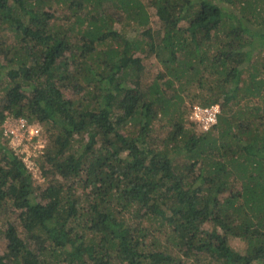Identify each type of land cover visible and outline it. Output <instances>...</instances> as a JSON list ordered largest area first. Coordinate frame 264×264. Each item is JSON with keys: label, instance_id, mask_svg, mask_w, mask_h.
I'll use <instances>...</instances> for the list:
<instances>
[{"label": "trees", "instance_id": "1", "mask_svg": "<svg viewBox=\"0 0 264 264\" xmlns=\"http://www.w3.org/2000/svg\"><path fill=\"white\" fill-rule=\"evenodd\" d=\"M263 6L0 0V125L49 140L38 187L0 130V264H264Z\"/></svg>", "mask_w": 264, "mask_h": 264}, {"label": "rangeland", "instance_id": "2", "mask_svg": "<svg viewBox=\"0 0 264 264\" xmlns=\"http://www.w3.org/2000/svg\"><path fill=\"white\" fill-rule=\"evenodd\" d=\"M151 20L154 31H157L159 29V23L154 17H151ZM147 61L148 65H151L153 68H157L154 59ZM188 119L191 121L190 114ZM13 121L14 120H12V118H7L6 121L0 125V130H2L3 133V140L24 162L28 171L31 173L34 185L38 187H45L46 181L43 175L44 171L42 170L44 168H42L41 163L43 162V154L49 141L46 136L45 129L36 122L29 123L40 130L39 137L30 139L31 136H29L27 132H24ZM229 245L234 252H238L240 254L245 253L246 246L241 240L232 238L229 241Z\"/></svg>", "mask_w": 264, "mask_h": 264}, {"label": "built area", "instance_id": "3", "mask_svg": "<svg viewBox=\"0 0 264 264\" xmlns=\"http://www.w3.org/2000/svg\"><path fill=\"white\" fill-rule=\"evenodd\" d=\"M220 113L218 105H213L209 107H193L190 113V120L197 123L199 127H202V130H208L212 125L216 123L217 115ZM13 122L17 124L24 132H27L30 139L39 137L40 130L39 128L34 127L26 122L24 119H12Z\"/></svg>", "mask_w": 264, "mask_h": 264}]
</instances>
